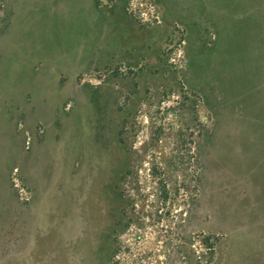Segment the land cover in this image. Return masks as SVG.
Returning <instances> with one entry per match:
<instances>
[{
	"label": "rangeland",
	"instance_id": "obj_1",
	"mask_svg": "<svg viewBox=\"0 0 264 264\" xmlns=\"http://www.w3.org/2000/svg\"><path fill=\"white\" fill-rule=\"evenodd\" d=\"M196 107L190 227L264 264V0H0V264H107L125 116Z\"/></svg>",
	"mask_w": 264,
	"mask_h": 264
},
{
	"label": "trees",
	"instance_id": "obj_2",
	"mask_svg": "<svg viewBox=\"0 0 264 264\" xmlns=\"http://www.w3.org/2000/svg\"><path fill=\"white\" fill-rule=\"evenodd\" d=\"M183 97L184 104L202 105L197 94L187 92ZM197 107L189 124L169 123L159 112L147 113L145 123L133 112L125 116L119 135L128 167L120 177L123 207L114 223L107 264L214 261V236L193 231L189 220V208L201 194L203 181L196 137L209 119L199 116Z\"/></svg>",
	"mask_w": 264,
	"mask_h": 264
},
{
	"label": "built area",
	"instance_id": "obj_3",
	"mask_svg": "<svg viewBox=\"0 0 264 264\" xmlns=\"http://www.w3.org/2000/svg\"><path fill=\"white\" fill-rule=\"evenodd\" d=\"M13 185L14 188L18 191V195L21 200L27 202L30 200V192L27 190V188L23 185L21 178L19 175H17V169L15 170L13 174Z\"/></svg>",
	"mask_w": 264,
	"mask_h": 264
},
{
	"label": "crops",
	"instance_id": "obj_4",
	"mask_svg": "<svg viewBox=\"0 0 264 264\" xmlns=\"http://www.w3.org/2000/svg\"><path fill=\"white\" fill-rule=\"evenodd\" d=\"M39 207H37V209H38Z\"/></svg>",
	"mask_w": 264,
	"mask_h": 264
}]
</instances>
